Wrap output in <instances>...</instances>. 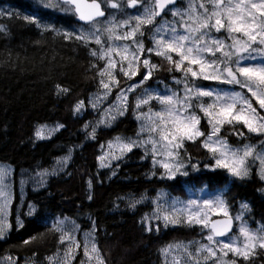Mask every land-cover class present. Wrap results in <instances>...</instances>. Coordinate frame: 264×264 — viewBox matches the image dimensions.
<instances>
[{"label": "snow or ice", "instance_id": "obj_1", "mask_svg": "<svg viewBox=\"0 0 264 264\" xmlns=\"http://www.w3.org/2000/svg\"><path fill=\"white\" fill-rule=\"evenodd\" d=\"M42 3L46 8L71 12L87 25L62 35L64 39L74 38L86 47L96 45L89 53L104 62L97 69L101 91L89 97L91 107L97 108L114 88L118 89L115 100L101 110L100 118L91 130L88 131V124L84 125L88 137H95L97 126H111L118 116L124 115L128 95L141 87L134 98V114L139 122L136 136H116L109 141L108 151L98 157L102 167H109L112 159H120L134 147H140L145 157L151 156L154 167L158 164L163 169L162 177L186 176V160L190 162V157L186 153L182 156L180 150L185 141L195 142L203 137L201 145L212 160V164H205V167L224 169L234 180H244L249 177L252 166L258 164V175L264 180V115L252 103L255 98L264 109V0H184L181 5H177V0H56L55 4L52 0H42ZM109 8L115 11L105 16V10ZM129 9L135 11L129 12ZM24 19L36 23L37 27L49 28L39 23L35 15H27ZM146 33L150 41L147 49L144 44ZM220 33L223 34L217 35ZM146 52L161 57L169 66L168 71L180 73L179 77H173L175 84L181 86L179 90L168 85L163 91L151 86L142 87L161 66L152 63ZM141 66L144 72L140 80L121 88L117 71L130 80ZM198 79L233 87L198 85L195 83ZM56 88L58 94L68 91L60 85ZM205 97L208 99L204 100ZM153 100L159 105L158 109L151 106ZM83 107L84 101L80 100L73 110L79 113ZM197 110L207 121V132L201 130ZM225 124L233 126L232 131L240 137L245 133L234 127L237 124L261 139L229 144L221 135ZM59 127L62 125L56 126ZM55 130L41 125L35 135L44 139ZM70 154L71 150L59 158L51 170L42 169L37 183L42 185L48 175L62 169ZM191 167L198 170L197 164H191ZM8 171L0 167V216L6 214L10 203L5 181ZM88 183L91 187V181ZM164 195L158 192L151 198L154 204L152 218L163 221L165 226L177 222L199 225L207 232L206 242L177 243L164 249L166 255L175 253L172 264H209V261L211 264H237V257L247 261L257 248L264 249V224L249 225L245 219L249 211L246 201L241 202L239 210L232 214L224 191L204 199H173L171 204ZM146 198V194H133L127 198V206L135 208ZM33 211L34 206L29 205V214ZM213 215L219 218L211 219ZM5 227V221L0 219V238H3ZM52 227L61 233L62 243L68 241L63 258L67 264L73 248L81 246L75 239L78 226L65 218L55 220ZM229 254L232 258L225 259ZM83 255L89 261L95 258L96 264H104L91 231L84 233ZM48 259L51 264L55 257Z\"/></svg>", "mask_w": 264, "mask_h": 264}, {"label": "trees", "instance_id": "obj_2", "mask_svg": "<svg viewBox=\"0 0 264 264\" xmlns=\"http://www.w3.org/2000/svg\"><path fill=\"white\" fill-rule=\"evenodd\" d=\"M0 5L11 9L0 11V163L14 168L17 181L42 169L51 170L71 150L70 159L59 173L49 177L40 188L28 187L23 200L28 208L21 212V226L15 223L16 207L21 204L16 195L11 230L0 239V260L13 258L18 264H50L48 258L63 248L60 233L52 225L57 219L67 218L82 231H96L106 264H163L161 252L165 247L195 241L199 235L204 239L207 232L199 225L183 222L167 226L159 222L149 229L145 217L151 211V198L159 191L185 197L188 191L201 187L221 190L233 213L246 201L249 211L245 219L249 225L264 224V183L256 173L244 180H234L224 169L205 167L212 160L201 145L203 138L185 141L180 150L182 156L186 153L190 157V162L186 160V176L162 177L163 169L158 164L154 167L142 148H134L111 167H101L98 157L109 141L116 136L135 138L138 121L134 98L141 89L129 98L126 114L113 126L100 129L94 138L88 137L84 125L88 124L90 131L100 109L89 107L83 113L73 109L77 101L88 102L90 96L101 91L97 69L104 62L89 53L96 45L86 47L74 38L64 39L57 31L81 25L71 12L46 8L42 0H0ZM27 15H35L39 23L49 28L25 20ZM155 57L153 62L161 66L142 87L155 81L174 85L173 77L180 73L168 71L167 63ZM120 79L127 85V81L136 82L140 77L127 80L120 74ZM199 84L209 86L214 82L201 80ZM56 85L68 89L67 93L58 94ZM41 125L51 129L62 127L56 128L49 138L39 139L35 133ZM234 127L252 141L260 138L250 135L239 124ZM232 128L226 125L225 133L230 142L238 144L239 136ZM202 129L206 132L204 125ZM191 164H197L198 170H193ZM133 194H146L147 198L129 208L127 198ZM29 205L35 207L32 214ZM25 240L29 242L24 243ZM236 261L264 264V249L257 248L247 261L238 257Z\"/></svg>", "mask_w": 264, "mask_h": 264}, {"label": "rangeland", "instance_id": "obj_3", "mask_svg": "<svg viewBox=\"0 0 264 264\" xmlns=\"http://www.w3.org/2000/svg\"><path fill=\"white\" fill-rule=\"evenodd\" d=\"M52 2H53V4H55L56 3V0H52ZM184 3V0H179L178 1V3H177V5H181V4H183ZM103 5V4H102ZM103 7H105L104 5H103ZM0 11L1 12H11V9L10 8H7V7H2L1 5H0ZM61 11V10H60ZM106 11H107V15H108V12H110V11H115V10H113V9H106ZM129 12H134L135 11V9H129L128 10ZM157 19H159V18H157ZM54 29H57V27H55V26H52ZM81 27H87V25H79V26H77L75 29H66V28H61V29H57V31L58 32H61V33H64V32H73V31H77V30H79ZM223 33H220V34H217V35H222ZM144 44H145V48L147 49L149 46H150V41H149V39H148V37H147V33L145 34V37H144ZM145 55H148L149 56V58H150V60H151V62L152 63H155V62H153V60H152V57H154V58H156L155 56V54L154 53H152V54H148L147 52L145 53ZM144 57L142 56L141 57V59H143ZM157 59V58H156ZM144 72V69H143V67L141 66L140 67V69H139V72H138V74L135 76V77H133V78H136L137 76H139L140 78H141V74ZM116 75H117V79L120 81V87L122 88V87H126L127 85H129V84H133V83H135V82H128L127 81V85H125V84H122L123 82L121 81V79H120V73L117 71V73H116ZM153 75V74H152ZM132 78V79H133ZM152 78V76L147 80V81H145L144 82V84H146V82H148V81H150V79ZM127 80H129L128 78H127ZM140 80V79H139ZM200 81L201 80H196V84H198V85H201V84H199L200 83ZM211 82H214V81H211ZM174 85H172V84H169L168 86L169 87H171V88H173V89H176V90H179L180 88H181V86H179V85H176L175 84V82L173 81L172 82ZM143 84V85H144ZM142 85V86H143ZM165 85H167V84H165V83H162V84H160V82L159 81H155V84H153V85H151V87L153 88V89H156V90H158V91H163L164 90V86ZM211 86H213V87H221V88H230V87H233V86H229V85H219V84H217V82H214V84H212ZM141 89V87H138V88H136L133 92H131L129 95H128V100H127V108H128V102H129V98L132 96V95H135L136 94V92H138L139 90ZM117 91H118V89H116V88H114L113 90H112V93L104 100V102L102 103V104H100L97 108H95V109H100L99 110V116H98V119L100 118V113H101V110L103 109V108H106L109 104H111L114 100H115V97H116V94H117ZM250 95V94H249ZM208 98L207 97H205L204 98V100H207ZM88 103V104H87ZM155 103V104H154ZM252 103H253V107H255L256 109H257V111L258 112H260L262 115H264V109H261L260 107H259V104L255 101V98H253V101H252ZM151 106L153 107V109L155 110V109H158V107H159V105L156 103V101L155 100H153L152 102H151ZM155 106L157 107V108H155ZM89 107H91V105L89 104V102H85L84 103V107H83V109L81 110V112L80 113H83L84 111H86ZM144 107H147V106H144ZM92 108V107H91ZM93 109V108H92ZM95 109H93V110H95ZM127 112V111H126ZM126 112L124 113V115L126 114ZM197 113H198V115H200V117H201V120H200V127H201V130L202 131H204L203 129H202V125H204L205 127H206V132H207V121H206V119L203 117V113H200L198 110H197ZM124 115H122V116H124ZM122 116H118L117 118H116V120L115 121H113L112 122V124H111V126H113ZM97 119V120H98ZM138 124H139V122H138ZM227 124H225L224 126H223V128H222V130H221V135L222 136H224L227 140H228V142H229V144H233L232 142H230L229 141V139L227 138V135H226V133H225V126H226ZM111 126H105V125H103V124H101V125H99V126H97V128H96V133L100 130V129H102V128H109V127H111ZM242 126V125H241ZM243 127V126H242ZM53 128H55V127H53ZM49 129H51V128H49ZM56 129V128H55ZM245 129V128H244ZM58 130V129H57ZM56 132V130L55 131H53L52 133H51V135L50 136H52L54 133ZM95 133V134H96ZM250 134V133H249ZM250 135H254V134H250ZM49 136V137H50ZM247 135H245L244 137H240L239 136V141L240 142H238V144H240V143H243L244 141H245V139H247L248 137H246ZM49 137H47V138H49ZM258 137V136H257ZM201 138H203V137H201ZM200 138V139H201ZM46 139V138H45ZM261 138H259V140H260ZM199 140V139H198ZM248 140L250 141V142H258L259 140H255V141H252V140H250L249 138H248ZM185 143V142H184ZM134 148H140V147H134ZM133 148V149H134ZM132 149V150H133ZM106 151H108V144H106L103 148H102V150H101V154H100V156L101 155H103L104 154V152H106ZM128 153V152H127ZM126 153V154H127ZM125 154V155H126ZM125 155H123L120 159H122ZM150 158H151V156H150ZM120 159H112L111 160V162H110V166L109 167H111V166H113V164L114 163H116L118 160H120ZM152 160V159H151ZM99 164L101 165V161L99 160ZM56 166V165H55ZM0 167H3V168H5V169H8L9 171H8V174H7V176L5 177V181H6V185H7V188H6V190H7V194L9 195V197H10V203L8 204V207H7V210H6V214H4V215H2V216H0V219H3L4 221H5V223H6V227H5V231H4V235H3V238H0V239H4L7 235H8V233H9V231L11 230V227H12V208H13V202H14V200H15V198H16V195L18 194L19 196H20V202H21V204H19L17 207H16V216H15V218H16V220H15V223L16 224H18V226H21V224H22V217H21V212L22 211H24V213L26 212L25 210L28 208V205H23V200H24V197H25V194H26V191L28 190V187L29 186H33V187H35V188H40L41 186H43L45 183H46V181H47V179L49 178V177H51L52 175H48L46 178H45V181H44V183L42 184V185H40V184H38L37 183V180L39 179V177H38V173H36V174H32V175H24V176H22V177H20L19 178V180H17V181H15V179H14V168L12 167V166H10V165H6V164H1L0 163ZM102 167V166H101ZM64 168V167H63ZM62 168V169H63ZM103 168H108V167H103ZM62 169H58L57 171H56V173L55 174H57V173H59ZM252 173H256L257 175H258V164H254L253 166H252V168H251V171H250V175L252 174ZM179 174H177L176 175V177L178 176ZM249 175V176H250ZM175 177V178H176ZM258 177H259V175H258ZM260 178V177H259ZM174 179V178H173ZM263 183H264V180H261ZM221 190H213V189H211V188H208V187H201V188H199V189H194V190H190V191H188V193H186V196L185 197H181V196H177V195H174L172 192H169V191H159V192H163L165 195H164V199H167V201H168V203L169 204H171V202H172V200L173 199H179L180 201H186V200H188V199H204V198H210V197H212V196H214V195H216V194H218L219 192H220ZM34 210H35V207H34ZM230 210V209H229ZM153 212H154V204L152 203V205H151V211L149 212V214L146 216V217H148V219H145V223L147 224V227L149 228V229H152L154 226H156L159 222H162V223H164L163 221H157L156 219H154V218H152V216H153ZM230 212L232 213V214H235V213H233L231 210H230ZM32 213H34V211L32 212ZM219 217H217V216H212L211 217V219H218ZM61 220H63V219H61ZM67 220H69V221H73V220H70V219H67ZM75 222V221H74ZM75 224L78 226V229H77V231H76V233H75V239L77 240V241H79L80 242V247L79 248H73V250H72V252H71V254H70V258L68 259V261H67V264H96V261H95V258L92 260V261H89L88 260V258L87 257H85L84 255H83V240H84V233L85 232H88V231H82L81 230V228H80V226L75 222ZM176 224V223H175ZM175 224H172V223H169V224H167V225H175ZM91 232H93V235H94V240H95V243H96V245H97V248H98V254H99V257L103 260V262H104V264H106V262H105V260H104V257H103V255H102V253H101V251H100V249H99V246H98V244H97V238H96V231L95 230H90ZM204 233L206 232V230H202ZM236 231V224H235V230L233 231V232H235ZM60 235H61V233H60ZM201 235H203V234H201ZM221 239H224V238H221ZM196 240H199V241H201V242H206L203 238H201L200 237V235H199V238L198 237H196L195 238V241ZM188 242H190V241H181V242H178V243H180V244H187ZM63 248H62V250H60L59 252H57V253H54V254H52V256L51 257H55V259L52 261V263L53 264H64V253H65V250H66V245L68 244V241L67 240H65L63 243ZM175 244H177V243H174L173 245H175ZM167 247H165L164 249H166ZM163 249V250H164ZM162 250V252H161V255H162V263L163 264H172V255H174L175 253L173 252V253H171V254H169V255H166L165 254V252ZM232 257H231V254H229V256L228 257H226L225 259H231ZM0 264H18L17 262H16V260H14L13 258H11L10 260H9V258H4V259H2V260H0ZM209 264H211V261H209Z\"/></svg>", "mask_w": 264, "mask_h": 264}, {"label": "water", "instance_id": "obj_4", "mask_svg": "<svg viewBox=\"0 0 264 264\" xmlns=\"http://www.w3.org/2000/svg\"><path fill=\"white\" fill-rule=\"evenodd\" d=\"M178 1L179 0H177V3H178ZM102 8H104L103 7V5H102ZM163 15V14H162ZM105 16H107V11L105 10ZM102 19V18H101ZM76 20H77V22L79 23V24H81V25H85L84 24V22L83 21H80L78 18H77V16H76ZM235 230V222H234V225H233V231ZM232 233H229V235H231Z\"/></svg>", "mask_w": 264, "mask_h": 264}, {"label": "bare ground", "instance_id": "obj_5", "mask_svg": "<svg viewBox=\"0 0 264 264\" xmlns=\"http://www.w3.org/2000/svg\"><path fill=\"white\" fill-rule=\"evenodd\" d=\"M53 128V127H52Z\"/></svg>", "mask_w": 264, "mask_h": 264}]
</instances>
